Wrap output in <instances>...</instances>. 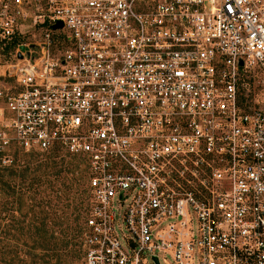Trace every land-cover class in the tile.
Instances as JSON below:
<instances>
[{
    "label": "built area",
    "instance_id": "2783aa9c",
    "mask_svg": "<svg viewBox=\"0 0 264 264\" xmlns=\"http://www.w3.org/2000/svg\"><path fill=\"white\" fill-rule=\"evenodd\" d=\"M54 149L79 264H264V0H0V167Z\"/></svg>",
    "mask_w": 264,
    "mask_h": 264
},
{
    "label": "rangeland",
    "instance_id": "374dc122",
    "mask_svg": "<svg viewBox=\"0 0 264 264\" xmlns=\"http://www.w3.org/2000/svg\"><path fill=\"white\" fill-rule=\"evenodd\" d=\"M45 156H37L34 158L13 156L12 164L9 170L2 172L3 178L7 179L6 173L13 171L19 172L21 165L26 163L29 167H34ZM18 179L14 178L11 182V190L14 191L10 196H5L0 191V264H75L74 261L64 260L56 262L54 259L48 258V254L39 250L37 244L36 232L42 229L40 221H52L57 218H68L70 227H73L71 220L77 214L73 206L77 201L68 200L64 202L54 191V189H47L44 186L37 188H20L18 186ZM83 184L85 181L83 180ZM59 186V185H58ZM56 186V188L58 187ZM74 198V196L72 195ZM65 203L68 206L65 207ZM86 201L82 202L79 208V214L88 208ZM124 204L122 205V207ZM122 207H118L119 209ZM47 230L56 233V227L46 225ZM160 264H170V259L165 256L164 259L160 258Z\"/></svg>",
    "mask_w": 264,
    "mask_h": 264
},
{
    "label": "trees",
    "instance_id": "16d2710c",
    "mask_svg": "<svg viewBox=\"0 0 264 264\" xmlns=\"http://www.w3.org/2000/svg\"><path fill=\"white\" fill-rule=\"evenodd\" d=\"M22 156L28 158H34L37 156H45L43 161L35 165L34 167L27 166L28 163L21 165L19 172L14 173L8 171L6 178H3L2 172H0V191L5 196H10L14 191L11 190V182L14 178H17L18 186L22 188H37L44 186L47 189H54L55 193L63 199L64 202H68L71 198L73 201H77L73 206L77 214L71 220L73 227H70L68 218L60 217L52 221H40L42 229L36 232L37 244L34 241L36 247L48 254V258L54 259L56 262L64 261L66 259L74 261L75 264H79L82 258L83 250V237L85 233L84 220L87 216L85 210L81 215L79 214V208L82 206V202H88L87 195V171L84 162L76 157H72L54 149L48 153H33L23 154L21 152H15L14 156ZM9 170L8 168H0V171ZM83 180L85 184H83ZM59 185V186H58ZM56 186H58L56 188ZM12 191V192H11ZM74 196V198L72 197ZM65 207L68 203L64 204ZM56 227V233L49 231L46 225Z\"/></svg>",
    "mask_w": 264,
    "mask_h": 264
},
{
    "label": "water",
    "instance_id": "95a60500",
    "mask_svg": "<svg viewBox=\"0 0 264 264\" xmlns=\"http://www.w3.org/2000/svg\"><path fill=\"white\" fill-rule=\"evenodd\" d=\"M60 27H61L60 23H57V24H56L55 26H53L52 28H53V29H56V28H60ZM20 50H22V49H20ZM152 260H153V263H154V264H157L155 258H152Z\"/></svg>",
    "mask_w": 264,
    "mask_h": 264
}]
</instances>
